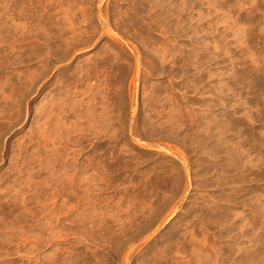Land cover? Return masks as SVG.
<instances>
[{
  "label": "rangeland",
  "instance_id": "rangeland-1",
  "mask_svg": "<svg viewBox=\"0 0 264 264\" xmlns=\"http://www.w3.org/2000/svg\"><path fill=\"white\" fill-rule=\"evenodd\" d=\"M0 264H264V0H0Z\"/></svg>",
  "mask_w": 264,
  "mask_h": 264
},
{
  "label": "bare ground",
  "instance_id": "bare-ground-1",
  "mask_svg": "<svg viewBox=\"0 0 264 264\" xmlns=\"http://www.w3.org/2000/svg\"><path fill=\"white\" fill-rule=\"evenodd\" d=\"M136 5H139V4H136ZM143 7H145L144 4H141V6L139 8L142 9ZM157 8H158V6L152 5V6L147 7L146 9L149 10V11H153V10H156ZM138 14H139V12H136V16L132 17V19L139 21L140 19L137 17ZM170 18H171L170 16L169 17H167V16L164 17V15H159V17H156V20H154V18H150V19L147 20L146 23H144L145 25H143L142 28L140 27L142 29L141 31H143V36L138 35L135 38L139 39V41H141L140 43L146 47V50H148V52L145 51L146 54L149 55L151 53V50H153V48H154V45H151V42L156 40V39L153 38L154 37L153 36V32L156 30V26L155 25L161 26V28H162L161 32H163V28L165 26V23L172 22L170 20ZM137 21H134V23H136ZM163 34L166 35L165 33H163ZM152 39H153V41H151ZM148 41H150V42H148ZM181 53H182V60L185 62V66L186 65L193 66V60H192L193 51H191V52L189 51L188 53H185V54H184V51H182ZM69 55H70V51H66L65 55L62 56L61 58H67ZM179 55H180V52H179ZM181 63H182V61H181ZM191 66H190V68H191ZM182 70H183L182 71L183 74H186V73L189 74V72H190V70H185L184 71V65H182ZM162 72H163V70H162ZM165 72H166V70H165ZM178 74H179V72H178ZM153 120L154 119L152 117L146 118V115L145 114L143 115L142 122H143V125L145 127H146V125L148 124L149 121L152 122ZM174 127H175L176 130H181L182 129L181 126L178 125V124L174 125Z\"/></svg>",
  "mask_w": 264,
  "mask_h": 264
}]
</instances>
